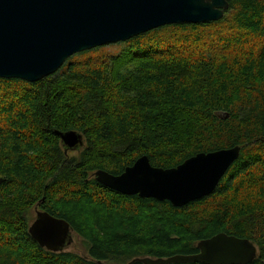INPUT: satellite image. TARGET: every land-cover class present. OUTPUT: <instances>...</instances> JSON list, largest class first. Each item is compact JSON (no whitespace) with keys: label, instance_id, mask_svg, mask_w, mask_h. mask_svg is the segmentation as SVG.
<instances>
[{"label":"trees","instance_id":"16d2710c","mask_svg":"<svg viewBox=\"0 0 264 264\" xmlns=\"http://www.w3.org/2000/svg\"><path fill=\"white\" fill-rule=\"evenodd\" d=\"M229 4L218 22L152 30L117 56L70 58L36 83L0 79V264L188 256L219 233L249 239L250 264H264V0ZM67 131L84 137L78 156L56 133ZM235 146L240 158L213 194L181 208L95 179L143 156L169 169ZM35 206L66 220L86 253L41 248L29 232Z\"/></svg>","mask_w":264,"mask_h":264},{"label":"water","instance_id":"95a60500","mask_svg":"<svg viewBox=\"0 0 264 264\" xmlns=\"http://www.w3.org/2000/svg\"><path fill=\"white\" fill-rule=\"evenodd\" d=\"M230 0H0V79L39 82L66 61L97 47L129 41L157 28L219 21ZM228 117V116H226ZM65 153L85 145L76 131L56 132ZM241 146L199 153L163 169L140 157L120 175L99 170L96 181L126 196L170 202L181 208L211 195ZM5 179L0 178V185ZM29 232L41 248L63 252L73 230L63 219L38 211ZM199 253L168 259H136L142 264H250L258 249L249 239L219 233L198 244Z\"/></svg>","mask_w":264,"mask_h":264},{"label":"rangeland","instance_id":"374dc122","mask_svg":"<svg viewBox=\"0 0 264 264\" xmlns=\"http://www.w3.org/2000/svg\"><path fill=\"white\" fill-rule=\"evenodd\" d=\"M211 30H217V28H213ZM172 32H173L172 30L165 29L161 33V36L162 37L163 36H165V37L172 36V35H170ZM177 33H178L179 36H185V33H183V32L177 31ZM177 37L178 36H176L175 38H177ZM201 38H202V36H201ZM188 39L189 40H193L192 37H189ZM202 39H204V38H202ZM134 41L135 40H133V42ZM127 42L111 44V45H107V46H104V47H100L98 49H93L91 51H86L83 55L78 56V54H77V55L73 56L71 58V60H74V61H86L88 59H97V58H104V57H109V56H117V55L121 54L128 47V45L130 43H127ZM203 46L204 45L201 44L200 47H203ZM79 154H80V152H76V151L68 152V156H70V157L78 156ZM38 211H43V210L41 208H39L38 206H35L34 208H32L29 211V222H30V225L37 218ZM73 239H74L73 240V244L66 248L67 251L76 252V253L81 254V255L85 254L86 253V251H85L86 244L83 241V239L80 238L79 236H77L75 233H73Z\"/></svg>","mask_w":264,"mask_h":264},{"label":"bare ground","instance_id":"6f19581e","mask_svg":"<svg viewBox=\"0 0 264 264\" xmlns=\"http://www.w3.org/2000/svg\"><path fill=\"white\" fill-rule=\"evenodd\" d=\"M225 13H226V11H225ZM224 15H225V14H224ZM223 17H224V16H223ZM222 19H223V18H222ZM222 19H221V20H222ZM219 21H220V20H219ZM215 22H218V21H215ZM209 23H210V22H209ZM203 24H204V23H203ZM180 25H181V24H180ZM196 25H198V24H196ZM157 29H158V28H157ZM147 33H148V32H147ZM142 35H143V34H142ZM139 36H141V35H139ZM137 37H138V36H137ZM126 42H127V41H126ZM119 43H122V42H119ZM115 44H116V43H115ZM110 45H111V44H110ZM106 46H107V45H106ZM101 47H103V46H101ZM97 48H99V47H97ZM95 49H96V48H95ZM92 50H93V49H92ZM90 51H91V50H90ZM71 58H72V57H71ZM69 59H70V58H69ZM69 59H68V60H69ZM68 60H67V61H68ZM67 61H66V62H67ZM64 65H65V64H64ZM64 65H63V66H64ZM63 66H62V67H63ZM62 67H61V68H62ZM61 68H60V69H61ZM60 69H59V70H60ZM57 72H58V71H57ZM51 76H52V75H51ZM6 80H7V79H6ZM25 82H26V81H25ZM35 83H36V82H35ZM60 139H61V138H60ZM235 147H236V146H235ZM208 153H209V152H208ZM147 157H148V156H147ZM148 158H149V157H148ZM149 160H150V159H149ZM150 163H151V162H150ZM183 163H184V162H183ZM180 165H181V164H180ZM233 165H234V164H233ZM233 165H232V166H233ZM178 166H179V165H178ZM169 169H171V168H169ZM229 170H230V169H229ZM227 173H228V172H227ZM226 175H227V174H226ZM222 180H223V179H222ZM222 180H221V181H222ZM220 183H221V182H220ZM218 186H219V185H218ZM218 186H217V187H218ZM216 189H217V188H216ZM216 189H215V190H216ZM120 194H121V193H120ZM212 194H213V193H212ZM209 196H210V195H209ZM207 197H208V196H207ZM204 198H205V197H204ZM202 199H203V198H202ZM200 200H201V199H200ZM56 218H57V217H56ZM59 219H60V218H59ZM199 243H200V242H199ZM254 245H255V244H254ZM50 252H51V251H50ZM143 259H145V258H143ZM151 259H152V258H151ZM160 259H165V260H166V259H168V258H159V259H153V260H160Z\"/></svg>","mask_w":264,"mask_h":264}]
</instances>
